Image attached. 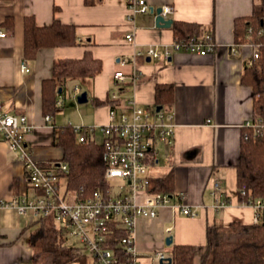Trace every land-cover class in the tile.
<instances>
[{
  "label": "crops",
  "instance_id": "crops-1",
  "mask_svg": "<svg viewBox=\"0 0 264 264\" xmlns=\"http://www.w3.org/2000/svg\"><path fill=\"white\" fill-rule=\"evenodd\" d=\"M93 1L0 0V30L7 33L0 36V101L6 112L28 116L32 125L26 136L28 149L42 167L56 168L64 155V149L55 144L57 127H93L96 133L108 123L111 111L125 109L129 99L154 106L157 85H173L174 101L169 111L175 131L170 143L161 141L164 148L158 147L154 164L161 162L162 169L154 176L173 172L176 195L182 194L199 214L190 217L169 206L160 208L155 217L139 220L136 246L142 264H172L167 259L172 257L174 244L197 245L194 264H201L208 224L228 225L233 220L251 223L253 218L252 209L237 199L236 168L242 124L253 116V89L243 82L251 48L235 42L234 21L253 14L260 0H147L155 12L137 14L133 21L127 17V0ZM165 5L173 9L169 15L173 22H194L210 33L215 42L212 51L180 50L160 59L147 56L148 47L163 51L175 39L172 25H156V9ZM28 16H34L39 25L50 24L55 18L76 25L79 43L42 48L34 60L27 61L24 23ZM9 18L13 19L12 28L6 23ZM130 32L134 33L133 41L127 39ZM86 51L103 61L102 72L92 78H68L60 87L63 92L72 85L75 96L87 91L89 100L66 112L59 108L61 114L47 121L42 106L43 80L53 75L56 60L80 58ZM23 62L29 71L22 69ZM116 71L126 75L124 82L116 80ZM62 92L58 88L60 107L65 105ZM107 97L121 99L122 104L113 108L92 102ZM61 115L69 122H59L63 121ZM215 182L221 186L218 197L229 199V206L215 208L211 194ZM62 183L67 188L66 176ZM24 194L38 192L28 183L18 152L0 137V264H35L30 236L39 219L20 213L12 202ZM169 236L173 237L170 244L166 241ZM159 252L166 259H160Z\"/></svg>",
  "mask_w": 264,
  "mask_h": 264
},
{
  "label": "built area",
  "instance_id": "built-area-1",
  "mask_svg": "<svg viewBox=\"0 0 264 264\" xmlns=\"http://www.w3.org/2000/svg\"><path fill=\"white\" fill-rule=\"evenodd\" d=\"M127 6V17L131 21L137 14L155 12L147 0H127ZM172 12L170 5L162 7L164 17L168 18ZM6 35V31L0 30V36ZM127 39L133 41L134 33L127 34ZM245 44L251 48L249 64L252 65L264 55L262 44L253 41ZM214 46L212 35L203 33L187 39L175 38L163 51L150 46L146 55L155 59L170 58L174 51L180 50L207 54ZM22 69L29 71L25 62ZM115 78L124 82L126 75L116 71ZM46 120L51 119L46 116ZM242 127L247 129L245 139L264 138V114L253 115ZM100 128L103 159L107 165L106 177L110 181L121 179L123 183L120 187L124 190L113 193L111 186L108 190L97 189L92 195L79 199L62 183L66 164H60L61 170L42 167L28 149L26 136L32 130L28 116L6 112L0 101V137L11 150L18 152L26 179L38 192L32 196L24 194L12 202L20 213L50 219L67 238H77L86 250L87 264H142L136 246V230L141 218L155 217L164 206L185 216L195 217L199 214L193 205L183 200L182 194L178 197L170 193L149 192L146 188L151 176L149 167L159 157L158 142L170 143L174 135L173 114L164 108L157 110V105H141L132 98L127 101L125 109H113L108 123ZM90 129L94 130L93 127ZM80 140L83 141L84 137L81 136ZM220 191L219 182H215L211 194L215 198L216 209L231 203L229 199L218 197ZM240 203L252 209L251 223H264V197H250ZM118 229L123 235L116 234ZM114 235L119 238L117 249L108 247ZM158 256L166 259L162 252Z\"/></svg>",
  "mask_w": 264,
  "mask_h": 264
},
{
  "label": "trees",
  "instance_id": "trees-1",
  "mask_svg": "<svg viewBox=\"0 0 264 264\" xmlns=\"http://www.w3.org/2000/svg\"><path fill=\"white\" fill-rule=\"evenodd\" d=\"M93 3V0H86ZM13 27V19L6 20ZM24 57L34 60L42 48L79 43L77 27L55 18L52 23L39 25L34 16L25 19ZM175 38L202 35L201 27L194 22L175 20L172 24ZM235 42L262 44L264 51V0H260L253 14L238 16L234 21ZM103 70V61L86 51L80 58H61L54 62L53 75L43 80V113L53 117L60 108L58 88L68 78H92ZM243 82L253 89V115L264 114V55L252 65L246 66ZM174 101V86L158 84L156 105L169 110ZM95 105L110 104L116 108L121 99L94 98ZM247 129L242 127L240 157L237 168V199L242 202L250 197H264V138L245 139ZM95 131L88 127L72 124L56 128L55 144L64 149L61 164L67 169L62 172L67 178V188L79 199L93 194L97 189L108 190L110 180L106 177L107 165L103 159L104 145L98 142ZM84 140L81 141L80 137ZM56 164V163H55ZM61 170L60 165L55 166ZM147 191L176 195L175 176L170 172L163 176H150ZM38 226L31 232L30 244L35 264H87L84 247L69 245L67 237L52 220L40 218ZM207 240L201 256V264H264V223H243L233 220L228 225L213 223L207 225ZM118 236L123 232L118 229ZM117 235L111 237L108 247L119 248ZM197 245L174 244L172 264H194Z\"/></svg>",
  "mask_w": 264,
  "mask_h": 264
},
{
  "label": "rangeland",
  "instance_id": "rangeland-1",
  "mask_svg": "<svg viewBox=\"0 0 264 264\" xmlns=\"http://www.w3.org/2000/svg\"><path fill=\"white\" fill-rule=\"evenodd\" d=\"M74 88L72 87V85H69L67 87V89H65L61 94H60V98L65 102V105H63V107H60V109H62V111L66 112L69 108H71L74 104L75 105H86V103H78L77 102V95L75 96L74 95ZM62 111H58L60 114ZM56 112V114L58 113ZM55 114V115H56ZM73 117V116H71ZM61 120L63 121H59L61 123H68L69 121H64L63 119V116L61 115ZM68 116L65 118V120H67ZM61 123H58V124H61ZM95 139L98 141V142H102L103 140V135H102V132L100 129H97L95 135H94ZM164 142H161L159 141L158 142V147L159 149H163L164 148ZM161 162L159 164H153L149 167V170H150V173H152L153 175L154 174H159L161 172ZM65 182V180H63V183ZM111 183V186H112V189H113V193H117L119 192L120 190H124V188H121L120 185L123 183V181L121 179H112L110 181ZM66 243L69 244V245H74V246H81V242L77 239V238H67L66 239Z\"/></svg>",
  "mask_w": 264,
  "mask_h": 264
},
{
  "label": "water",
  "instance_id": "water-1",
  "mask_svg": "<svg viewBox=\"0 0 264 264\" xmlns=\"http://www.w3.org/2000/svg\"><path fill=\"white\" fill-rule=\"evenodd\" d=\"M154 11V9H153ZM162 7H159L156 9V25L159 27H169L172 25L173 23V19L172 18H166L164 17L162 14ZM62 92V87H59V93ZM89 100L88 97V93L87 91H83L82 93L77 95V102L78 103H85ZM163 108L162 105H157V110H161ZM172 236L167 237L166 241L168 244H170L172 242ZM168 263H172V257H168Z\"/></svg>",
  "mask_w": 264,
  "mask_h": 264
}]
</instances>
